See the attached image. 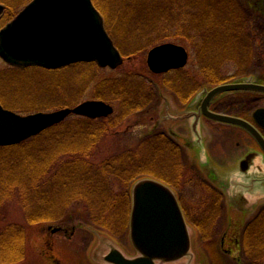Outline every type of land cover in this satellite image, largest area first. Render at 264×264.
I'll return each instance as SVG.
<instances>
[{
  "label": "trees",
  "instance_id": "obj_1",
  "mask_svg": "<svg viewBox=\"0 0 264 264\" xmlns=\"http://www.w3.org/2000/svg\"><path fill=\"white\" fill-rule=\"evenodd\" d=\"M0 1L6 5L2 22L7 23L15 15L14 5L30 0ZM93 2L121 52L128 50L126 56L134 57L164 42L182 44L195 52L201 65L199 77L207 85L224 82L222 72L228 64L244 71L258 53L264 55L260 47L264 26L258 25L256 16L240 0ZM251 7L249 3L247 8ZM99 69L95 63H77L59 71L65 72L67 91H84ZM147 76L158 78L184 103L199 90V79L185 69L155 75L146 67H123L121 74L101 80L95 98L117 104L114 115L95 120L73 116L19 145L0 147V209L19 191L29 225L62 222L67 212L78 210L90 224L118 238L128 232L132 184L141 177H152L180 192L188 220L217 262L214 237L222 194L197 178L170 136L150 132L133 146L114 148L99 162L94 159L100 144L119 135L129 116L152 104L155 89ZM188 187L205 193L198 218L183 200ZM27 237L22 225L0 227V264L24 262ZM241 249L246 264H264V210L246 223Z\"/></svg>",
  "mask_w": 264,
  "mask_h": 264
},
{
  "label": "water",
  "instance_id": "obj_2",
  "mask_svg": "<svg viewBox=\"0 0 264 264\" xmlns=\"http://www.w3.org/2000/svg\"><path fill=\"white\" fill-rule=\"evenodd\" d=\"M4 11L5 6L0 3V17ZM0 57L11 66H40L49 70L81 62H95L102 68L117 69L124 63L92 0L30 1L0 30ZM188 59L189 53L184 46L164 43L149 51L147 64L153 73L161 74L184 68ZM250 80L204 89L195 99L206 93L197 113L173 115L167 106L166 119L173 126L194 114V134L197 137L202 114L218 122L241 126L264 152V136L257 127L239 117L212 112L208 108L209 102L224 92L252 89L264 93V85L248 86L246 82ZM114 110L111 104L94 99L75 107L22 115L0 103V147L18 145L73 114L98 119L109 117ZM255 116L264 121V109L257 110ZM258 125L264 128L263 123ZM234 197H237L235 190L232 192L233 202ZM131 199L129 231L137 254L125 253L110 235L99 231L91 252L93 261L99 264H199L193 251L195 231L185 218L177 193L170 186L145 177L133 184Z\"/></svg>",
  "mask_w": 264,
  "mask_h": 264
},
{
  "label": "rangeland",
  "instance_id": "obj_3",
  "mask_svg": "<svg viewBox=\"0 0 264 264\" xmlns=\"http://www.w3.org/2000/svg\"><path fill=\"white\" fill-rule=\"evenodd\" d=\"M30 1L25 4L14 5L15 15H13L11 20ZM240 2L246 7V10L248 9L252 15L256 16L259 23L258 25H261V27L264 26L263 14H261V12L264 13V0H240ZM249 3H251L254 8H247ZM254 10L259 12L255 14ZM2 17L0 19V29L6 24V21L2 22ZM262 28L264 29V27ZM260 47H264V45H260ZM149 50L140 52L138 55L129 58L126 56L128 50L125 49V53H123L125 56V63L123 66L116 70L100 68L97 74L96 72L94 73L95 77L93 76V83L89 84L84 91L73 89L67 91L64 86L65 72L63 71H50L41 68L15 70L0 58V102L8 109L21 114L53 111L62 107H74L84 101L95 99L96 85L105 78L121 74L123 67L133 70H135V68L141 70L146 67L151 73L147 65ZM188 51L189 62L185 70L199 79L198 89L206 87L207 84L205 81L199 77V71L201 70L200 61L193 50L188 48ZM262 53H258L252 65L244 71H239L234 64H228L222 72L224 75V82L238 79L249 73L256 78L264 79V55H261ZM147 78L154 86L155 99L152 104L146 108L129 116L125 120L123 130L119 135H114L100 144L94 155V159L97 162L107 156L114 148L133 146L147 133L154 131H169L167 126L169 123L166 121V118H164V112L167 106L171 107L173 112L179 110L178 105L175 103V96L171 90L161 85L158 78L149 76H147ZM112 104L117 110L118 105L115 103ZM72 117L73 116H70L67 119L69 120ZM171 128L174 130L176 129L175 127ZM197 148L201 151L206 149L205 141L199 144ZM188 153L191 156V160H193L191 152L188 151ZM194 171L197 174L196 176H198L197 178L209 181L221 188L219 181H213L207 178L204 173L197 172L195 169ZM113 184L118 186V182L115 180ZM20 194L19 191H16V193L3 203L0 209V227H4L8 223L22 225L28 232L26 243L27 256L25 261L19 264H99L93 261L91 252L96 245V233H100V230L98 231V227L90 224L84 219L80 211L75 210L71 211V213L67 212L68 214L62 222L29 225L27 224ZM184 194L183 200L185 205L188 209H191L192 213L194 212L193 217L198 218L199 206L205 198V193L200 189L188 187ZM227 199L228 197L226 195L224 206H222L223 211L219 216L220 219L214 237L215 247L219 253L217 262L211 259L212 256L209 254L208 248H206L207 246L203 244L200 237L198 235L196 238L194 237L193 251L197 261H200L202 264H211V262H216V264H246V258L240 247L241 235L245 224L254 217L259 208L256 207L254 211L252 210V213L243 212L234 205H231ZM57 228L60 230L54 232L53 230ZM225 232H227L229 237L233 238L230 243L232 247H229L230 250H233L231 257L219 249L222 236ZM116 239L125 253L129 255L137 254L132 246L129 233ZM234 240L236 241L235 243ZM225 246L227 249L228 245Z\"/></svg>",
  "mask_w": 264,
  "mask_h": 264
},
{
  "label": "flooded vegetation",
  "instance_id": "obj_4",
  "mask_svg": "<svg viewBox=\"0 0 264 264\" xmlns=\"http://www.w3.org/2000/svg\"><path fill=\"white\" fill-rule=\"evenodd\" d=\"M248 76H252V74L249 73L243 77ZM243 77L240 79H243ZM253 83L264 85V79L253 76ZM247 85L251 86L249 83ZM172 93L175 96V103L179 107L178 111L191 110L198 112L202 108L205 95H203L195 105L190 106L192 99L188 103H184L177 93ZM260 108H264V93L254 90H242L220 94L209 102V109L213 112L230 114L242 118L257 127L258 123H264L261 118L255 116V112ZM191 119L193 121L194 116H192ZM202 119L205 121L207 118L203 117ZM206 124L207 122H205L203 128H201L206 146V149H203L202 151L197 148L199 142L193 137L191 121L178 124L175 126V130H170L168 128V132H158L170 136L180 146L182 160L192 167V169L204 173L207 178H210L213 181H219V185L222 187L221 189H218L219 191L226 188L225 191L227 193V188L231 182L230 177L228 181L220 180L219 173L232 171L233 176L236 178L235 181L233 180L232 184L235 185L236 183L241 193V198L236 200L237 202L235 205L240 211H242L241 207H244V205L248 203L249 197L252 196L255 190L259 195H264V182L260 181L258 184L255 180L251 179V177H248L258 170L264 171V152L251 134L242 127H222L209 124L205 126ZM259 130L264 135V128H259ZM203 140L202 142H204ZM228 142L232 144V150L225 151L224 146ZM188 151L193 155V160H191ZM238 151H243V154L234 157V152L238 153ZM244 173L247 174V177H243ZM261 183H263V185ZM221 194L222 212V206H224L226 195L225 193L224 195L223 193ZM253 207L254 209L256 207L259 208L258 212L254 215L255 217L264 210V198ZM253 211H251V213ZM232 240L233 238L229 237L227 232H225L222 236L219 247L220 251L225 252L229 257H231L233 252V250H230L229 248L232 247V245H230ZM235 242L236 241L234 240V243ZM225 245H228L227 249L225 248ZM213 263L215 264V262H211V264Z\"/></svg>",
  "mask_w": 264,
  "mask_h": 264
},
{
  "label": "crops",
  "instance_id": "obj_5",
  "mask_svg": "<svg viewBox=\"0 0 264 264\" xmlns=\"http://www.w3.org/2000/svg\"><path fill=\"white\" fill-rule=\"evenodd\" d=\"M213 125V124H212ZM222 127H224V126H229V125H221ZM207 137H208V135H207ZM211 147H212V145H211ZM224 149H225V151L226 150H232V144L231 143H226L225 144V146H224ZM243 154V151H238V153L236 152H234V157H238V156H241ZM232 174V171L231 172H225V173H221V175H220V178L221 179H223V180H225V181H228V179H229V177H230V175Z\"/></svg>",
  "mask_w": 264,
  "mask_h": 264
}]
</instances>
